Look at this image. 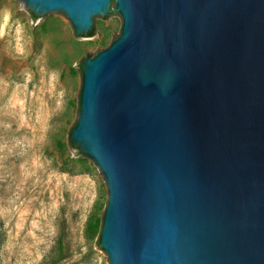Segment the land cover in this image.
Instances as JSON below:
<instances>
[{
    "label": "water",
    "instance_id": "obj_1",
    "mask_svg": "<svg viewBox=\"0 0 264 264\" xmlns=\"http://www.w3.org/2000/svg\"><path fill=\"white\" fill-rule=\"evenodd\" d=\"M89 34L70 141L108 187L110 264H264V0H20Z\"/></svg>",
    "mask_w": 264,
    "mask_h": 264
},
{
    "label": "rangeland",
    "instance_id": "obj_2",
    "mask_svg": "<svg viewBox=\"0 0 264 264\" xmlns=\"http://www.w3.org/2000/svg\"><path fill=\"white\" fill-rule=\"evenodd\" d=\"M122 24L114 4L92 37L77 36L66 16L35 20L24 2L0 0V264H110L107 182L70 135L84 62Z\"/></svg>",
    "mask_w": 264,
    "mask_h": 264
},
{
    "label": "trees",
    "instance_id": "obj_3",
    "mask_svg": "<svg viewBox=\"0 0 264 264\" xmlns=\"http://www.w3.org/2000/svg\"><path fill=\"white\" fill-rule=\"evenodd\" d=\"M32 17H33V19H37V17L34 15V14H32ZM94 35V30H92L89 34H87V35H83V36H85V37H92ZM70 144L72 145V146H74V147H76L71 141H70ZM99 222V221H98ZM100 223H97V222H93V221H90L89 222V230L90 231H93L94 230V232L96 231H98L101 227H100V225H99Z\"/></svg>",
    "mask_w": 264,
    "mask_h": 264
}]
</instances>
